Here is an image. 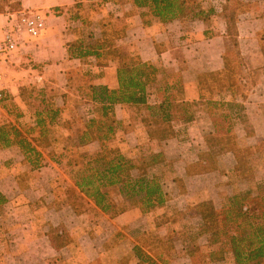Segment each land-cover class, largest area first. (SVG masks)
Returning a JSON list of instances; mask_svg holds the SVG:
<instances>
[{"label": "crops", "instance_id": "0c3cea01", "mask_svg": "<svg viewBox=\"0 0 264 264\" xmlns=\"http://www.w3.org/2000/svg\"><path fill=\"white\" fill-rule=\"evenodd\" d=\"M18 2L19 11L44 15L45 28L0 63L6 93L0 127L14 122L17 110L19 122L29 121L27 141L38 161L13 140L0 143V264H96L107 243L133 229L132 219L148 214L134 206L109 216L83 195L85 210L57 204V183L75 187L62 169L68 160L53 151L71 146L59 148L53 141L45 147L36 138L59 134L75 138L77 148L90 117L94 122L111 118L113 147L133 166L145 152L173 167L163 185L173 188L172 198L159 208L181 200V211L205 202L220 210L250 186L264 185V0H176L172 20L156 17L149 4L137 6L133 0ZM229 15L242 61L243 76L235 81L239 89L228 79L233 71ZM126 56L136 72L151 68L141 78L143 101L104 104L97 92H118L119 70L132 60ZM210 84L223 92L208 99ZM223 126L225 133L219 130ZM223 134L227 143L221 149L209 145V139ZM82 149L93 154L100 144L90 142ZM247 151L257 159L250 184L241 178ZM92 211L103 221L91 222ZM55 233L66 237L61 246L53 245Z\"/></svg>", "mask_w": 264, "mask_h": 264}, {"label": "rangeland", "instance_id": "374dc122", "mask_svg": "<svg viewBox=\"0 0 264 264\" xmlns=\"http://www.w3.org/2000/svg\"><path fill=\"white\" fill-rule=\"evenodd\" d=\"M17 2L18 0H0V16L18 12L20 9L17 7ZM261 42V46L264 49V36ZM228 44L231 50H233L231 57L233 71L229 72L230 75L228 76V79L231 83L233 82L234 89H239L235 81L238 77L243 76L240 74L241 71H239L242 66V61L238 54H236V48L230 38ZM128 59L131 58L126 56V61H128ZM251 77L252 76L249 75V78ZM206 78L207 80H215L218 77L206 76ZM222 92L221 87H215L214 84L207 85L205 88V95L208 99L215 97L216 94ZM211 103L208 106L209 109L212 108ZM214 108V110H220L218 106H215ZM12 116L14 122H10L8 126H5L8 131L11 129L18 130L19 128L25 133V135H22L23 138L29 137L26 136L29 131V121L19 122V118H17V110H13ZM87 120L91 122L92 117ZM71 124L72 122H69L68 126ZM73 124H75V121H73ZM111 125V118H106L104 121L100 119L99 121L94 122V124L89 123L86 132H84V138L86 141L94 138L101 141L102 148L98 149L97 153L99 152L98 154H102V157H104V161L101 162L103 165H106L109 161H112L113 164L116 165L118 164V157H121L120 164L122 168L116 174V180L121 183L104 187L101 190L102 193L105 194V201L102 206L108 207L107 215L109 216H113V214L117 215L119 211L134 206L139 207L143 212H148V214H143L142 216L138 215V217L132 219L134 223H136L133 229L127 231L124 230L123 232L118 233L112 241L107 243L104 246L105 251L103 252L101 260H98L96 264H136L138 263L135 259L137 254L140 256V260L146 261L145 264H234L232 254L227 250L228 247L223 245L225 240L221 238L216 244H210L208 237H206L205 233H202L205 230H203V227L202 229L200 228L202 223L199 218L195 217L192 212L190 213V210L181 211V208H179L181 200L175 205L168 204L166 205V208L163 209L159 207H156L158 209L147 208V205L143 200V195H141V192H138L139 188L137 186L134 187V183H131L128 180L130 175H133L129 170V166H133V161L123 157L119 151L113 147V140L115 139H113L112 134L107 131L109 127H112ZM224 135L225 134H223L220 139H209V145L214 149H221V146L227 143V138L224 137ZM10 138H12V136H10ZM74 139L70 138L67 140L63 135L59 134H47L41 138L39 137V142L46 144L45 147H49L50 143L53 144L54 142H58L59 148L62 143L71 146L68 150L52 151L54 152L53 154L55 157L61 155L62 159L65 158L68 160V167L66 166L62 169L64 173L71 178L73 185L78 179L91 175V172L87 171L90 167L85 165L88 162L89 157L90 159H93L90 155L94 154H89L86 150L75 148L76 143ZM228 142L229 145L232 144L229 138ZM260 149L264 152V145H261ZM141 154L142 156L139 158V165H134L137 169H140V171H146V165L153 167L152 164H154L156 165L155 169H150L148 175H152L153 178L157 180L168 176L172 169L171 165L164 164V167L162 168L160 158H157L155 161L148 153L141 152ZM246 154L248 159L247 162L250 163V165H247L248 168L244 166V169H250L253 174V170H256L257 168L253 162L255 163L257 159H255V157L254 159L251 158L252 154L249 151H247ZM49 155H51V153ZM242 155L244 156L245 154ZM83 157L87 158L83 160ZM132 178L136 180L134 176H132ZM241 178L244 179L243 176ZM125 184L126 186H124ZM260 187L264 188V185L261 184ZM75 189L67 188L63 182L57 183L55 189L57 190L56 193L58 197L57 204L61 205L62 203L67 202L75 207L77 211H81L82 209L85 210L87 207L86 202L81 197V194H77V189ZM133 189H136L135 192H137V195L132 193ZM77 191L79 192V190ZM87 200L94 205L91 200ZM204 204L206 210H214L211 202H205ZM261 205V208L259 204L252 206L255 215L258 217L261 216V213L264 211V204ZM150 210L152 211L150 212ZM89 217L91 222L98 223L103 221V219L93 211L89 213ZM125 234L128 235V238Z\"/></svg>", "mask_w": 264, "mask_h": 264}, {"label": "trees", "instance_id": "16d2710c", "mask_svg": "<svg viewBox=\"0 0 264 264\" xmlns=\"http://www.w3.org/2000/svg\"><path fill=\"white\" fill-rule=\"evenodd\" d=\"M133 1L137 6L146 7L147 4H149L153 10V15L158 18L172 20L175 16L174 8L176 6V0ZM188 6L192 7L190 1ZM17 7L19 9L21 8L19 2H17ZM226 20L229 38L234 43L237 52L238 44L236 39L235 21L232 18V15H229ZM236 54H238L240 58L239 53L237 52ZM133 66L132 59L129 63H124L123 68L119 70L118 92L108 93L103 89H100L99 92H97L98 99H100L101 102L104 104L142 103L143 99L141 98L144 95L145 87L141 78L144 77L146 71L151 70V68L143 66L140 72H136ZM105 112L106 110L103 111L104 114ZM90 124H94V121H91ZM223 127L224 128L219 127V130H222V132L225 133V126ZM107 131L111 133V127H109ZM84 134L79 139L80 148L90 142H98L100 144V149L102 148L99 139L94 138L86 141ZM22 135H25V133L19 132V130L11 129L8 131L6 127H0V143L2 145L6 146L7 143H10L13 140L20 146L25 156L38 161L36 151L31 148L26 139L27 137L23 138ZM30 135L31 134L28 131L26 136L30 137ZM10 136H12V138H10ZM41 137H43V135H40V138ZM37 140L39 141V138ZM79 147H77V149H80ZM98 153L96 152L93 155H90L93 159H90L89 157V160L85 165L90 167L87 171L91 172V175L78 179L74 182V186L79 190L81 195L83 194L87 199L91 200L95 207L99 208L103 213L108 214V207L102 206L105 201V194H103L101 190L104 187L121 183L116 180V174L122 168L120 164L121 157H118V164L116 165H114L112 161L103 165L101 162L104 161V157H102V154L100 155ZM243 154L246 156V153ZM86 158L87 157H83L82 159L84 160ZM156 159L157 157H153V160L156 161ZM164 164L166 163H161L162 168L164 167ZM243 164L245 167L250 165L247 161L243 162ZM152 165L153 167L146 165V171H140V169H136L134 166H129V170L134 174L136 180H134L131 175L128 180L131 183H134V187L137 186L139 188L138 192H141V195H143V200L148 209L165 206L168 200L172 198L170 194L173 192V188H163L164 181L171 176L173 167L168 176L157 180L153 178L152 175H148L149 170H152L153 168L155 169L156 167V165ZM35 168H38L37 165ZM241 176H243L249 184L253 182V174L250 169H245ZM124 186H126V184ZM250 187L251 188H248V190L240 192L237 196L226 200L220 210H206L204 203L190 209V213L192 212L193 215L201 221L202 225H200V228L202 229L203 227V230H205L202 233H205L206 237H208L210 244H216L221 238L225 240L223 245L228 247L227 250L232 254L234 264L264 263V211L261 213V216L258 217L252 209V206L256 204H259L260 208L262 206L261 204H264V188H261L260 185L256 188L253 186ZM135 190L136 189H133L132 193L137 195ZM3 203L4 199L0 197V205ZM57 233L52 237L53 245L56 247L64 244L66 238L64 235H58ZM139 257L138 254L135 256V259L138 262L136 264H145L146 261L140 260Z\"/></svg>", "mask_w": 264, "mask_h": 264}, {"label": "built area", "instance_id": "2783aa9c", "mask_svg": "<svg viewBox=\"0 0 264 264\" xmlns=\"http://www.w3.org/2000/svg\"><path fill=\"white\" fill-rule=\"evenodd\" d=\"M0 22V63L9 61L28 42L38 39L45 28V16L35 12L8 13ZM4 76L0 73V103L5 101Z\"/></svg>", "mask_w": 264, "mask_h": 264}]
</instances>
